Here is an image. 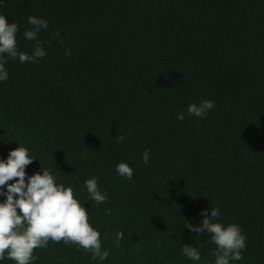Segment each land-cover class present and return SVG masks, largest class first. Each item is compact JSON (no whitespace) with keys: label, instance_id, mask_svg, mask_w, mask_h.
Instances as JSON below:
<instances>
[{"label":"trees","instance_id":"1","mask_svg":"<svg viewBox=\"0 0 264 264\" xmlns=\"http://www.w3.org/2000/svg\"><path fill=\"white\" fill-rule=\"evenodd\" d=\"M0 3L19 27L21 52L31 55L35 43L23 35L27 17L48 22L38 34L46 56L5 65L0 160L28 148L37 160L27 176L47 168L72 186L109 252L93 260L50 241L34 250V264H214L209 234L197 239L185 227L200 226L211 207L217 222L236 223L247 237L243 259L230 264H264V0ZM201 99L214 108L188 116ZM121 162L134 170L131 180L117 174ZM92 177L107 202L89 198ZM183 244L198 248L199 262L182 254Z\"/></svg>","mask_w":264,"mask_h":264},{"label":"clouds","instance_id":"2","mask_svg":"<svg viewBox=\"0 0 264 264\" xmlns=\"http://www.w3.org/2000/svg\"><path fill=\"white\" fill-rule=\"evenodd\" d=\"M0 7H3L2 3ZM27 23L30 27L23 35L26 40L35 42L31 55L18 50V25L15 22L9 24L6 17L0 14V82L9 78L5 68L8 59L15 61L18 58L21 63L35 62L47 54L38 40V34L47 29L48 22L29 15ZM53 35L59 37L60 32L56 31ZM60 43H63L62 39ZM70 55L71 51L66 49L65 56ZM213 108V101L201 99L199 104L188 106L187 115L206 118ZM177 119L183 121L184 113L178 114ZM124 139L125 136H118L116 142ZM149 151L146 149L143 153L146 165L149 163ZM35 160L29 149L20 145L8 153L7 159L0 160V196L6 197L0 202V261L8 259L15 264H34L39 259L34 250L46 249L50 241L75 246L78 251L82 248L91 254L93 260H106L109 252L102 250L101 234L89 222L88 209L75 198L73 187L58 183L57 177L47 168L27 176L26 167ZM116 172L120 177L131 180L134 170L121 162L116 166ZM84 187L95 204L107 202V195L98 187V178L87 179ZM106 214L110 215L111 209ZM201 215L204 219L200 226L185 223V227L196 233L197 239L205 232L209 234L216 246L214 264H230L243 259L247 237L242 228L236 223L225 226L217 222L220 216L218 208L211 207L210 215L209 210L202 211ZM114 236V243L119 247L124 233L119 231ZM181 251L192 261L199 262L201 259V253L195 246L183 244Z\"/></svg>","mask_w":264,"mask_h":264}]
</instances>
